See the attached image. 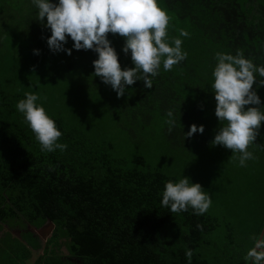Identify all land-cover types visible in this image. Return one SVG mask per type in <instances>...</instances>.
I'll use <instances>...</instances> for the list:
<instances>
[{"label":"trees","instance_id":"1","mask_svg":"<svg viewBox=\"0 0 264 264\" xmlns=\"http://www.w3.org/2000/svg\"><path fill=\"white\" fill-rule=\"evenodd\" d=\"M157 3L169 16V37L189 33L181 37L188 55L170 71L161 65L151 88L137 80L118 98L92 75L93 50H50V30L31 0H0V264H30L39 242L8 229L47 220L54 227L34 264H187L186 248L191 264H245L249 237L264 225V122L248 146L254 159L239 166L230 149L211 143L219 122L209 84L217 51L239 49L264 66V0ZM108 39L121 68L133 67L124 38ZM30 76L46 80L38 103L64 151H41L15 108L27 91L11 83ZM170 109L174 125L166 123ZM192 124L203 133L184 137ZM182 175L209 193L204 214L160 205L164 183Z\"/></svg>","mask_w":264,"mask_h":264},{"label":"clouds","instance_id":"2","mask_svg":"<svg viewBox=\"0 0 264 264\" xmlns=\"http://www.w3.org/2000/svg\"><path fill=\"white\" fill-rule=\"evenodd\" d=\"M31 4L36 19L50 30L49 49L69 55L72 49L93 50L97 58L92 61V75L110 85L118 98L125 94L126 86L137 80L151 88L152 78L158 75L161 65L164 71H170L188 55L182 49L181 37H188L189 33L179 29V36L169 37V16L157 0H31ZM109 33L124 38L122 51H130L133 67L121 68ZM68 38L73 42L71 49L65 48ZM213 59L209 87L214 94L219 127L211 143L230 149L238 165L244 167L246 161L254 159L248 146L264 122V104L253 88L255 81L257 88L264 85V79H260L264 78V66L246 58L239 49L234 55L217 51ZM38 99L36 93L26 92L15 108L23 115L41 151H64L67 145L58 142L62 133ZM246 105L252 106L245 108ZM166 116V123L174 125L173 110H168ZM203 131V125L192 124L184 137ZM160 196V205L170 213L191 208L195 215H202L211 204L210 195L201 184L183 175L167 180ZM249 238L252 246L246 251L245 264H264V229ZM185 257L187 264H191L190 249H185Z\"/></svg>","mask_w":264,"mask_h":264},{"label":"flooded vegetation","instance_id":"3","mask_svg":"<svg viewBox=\"0 0 264 264\" xmlns=\"http://www.w3.org/2000/svg\"><path fill=\"white\" fill-rule=\"evenodd\" d=\"M44 225H47V224L44 223L43 225H41L39 227L30 226V225L27 224L25 228H9V229H8V227L6 228V230L7 229L10 230V232L14 236H17V237H19V236L22 237L23 234H26L27 232H29L32 235V239L34 238L36 241L39 242L40 249H33L31 251L32 252V257L30 258V260H31L30 264H32V263L34 264L38 260L39 255H41L42 249L44 248L45 242L51 236V233H52L53 229L50 230V232H47V231H45V228H43ZM33 229H35V230L37 229V230H40V231L37 232V231H34ZM58 252H59V254L61 256H66L67 257V251L65 250L63 245L59 248Z\"/></svg>","mask_w":264,"mask_h":264},{"label":"rangeland","instance_id":"4","mask_svg":"<svg viewBox=\"0 0 264 264\" xmlns=\"http://www.w3.org/2000/svg\"><path fill=\"white\" fill-rule=\"evenodd\" d=\"M29 76V75H28ZM46 81V80H44ZM41 80H38L37 78H32V76L26 78V79H22V80H18L16 82H12L11 83V87L14 88L15 90H23V91H27V92H35L37 94H39V97H42L45 95L46 89H42L41 86L44 84ZM31 82V83H30ZM42 82V83H41ZM117 145L119 146V148H123V144L119 141L117 143ZM139 146H134V151H139ZM152 155V153H149Z\"/></svg>","mask_w":264,"mask_h":264},{"label":"water","instance_id":"5","mask_svg":"<svg viewBox=\"0 0 264 264\" xmlns=\"http://www.w3.org/2000/svg\"><path fill=\"white\" fill-rule=\"evenodd\" d=\"M46 224L47 225H44L43 226V228H45V231H47V232H50V230H52L53 229V223L50 221V220H47V222H46ZM262 229H264V225H263V228ZM34 231H37V232H39L40 230H35V229H33Z\"/></svg>","mask_w":264,"mask_h":264}]
</instances>
